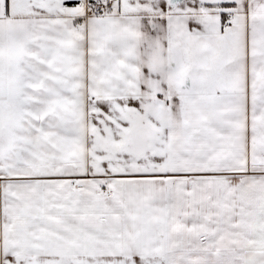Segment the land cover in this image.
I'll return each mask as SVG.
<instances>
[{
  "label": "snow or ice",
  "instance_id": "6c2138e0",
  "mask_svg": "<svg viewBox=\"0 0 264 264\" xmlns=\"http://www.w3.org/2000/svg\"><path fill=\"white\" fill-rule=\"evenodd\" d=\"M0 264H264V0H0Z\"/></svg>",
  "mask_w": 264,
  "mask_h": 264
}]
</instances>
